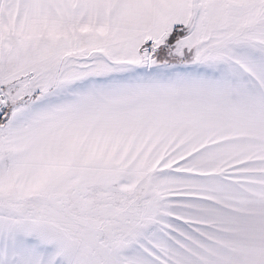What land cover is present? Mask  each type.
Here are the masks:
<instances>
[{
	"label": "snow or ice",
	"instance_id": "snow-or-ice-1",
	"mask_svg": "<svg viewBox=\"0 0 264 264\" xmlns=\"http://www.w3.org/2000/svg\"><path fill=\"white\" fill-rule=\"evenodd\" d=\"M0 264H264V0H0Z\"/></svg>",
	"mask_w": 264,
	"mask_h": 264
}]
</instances>
